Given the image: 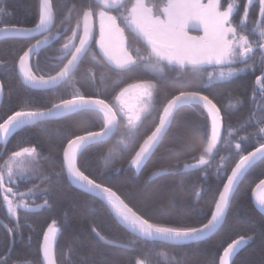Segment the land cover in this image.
<instances>
[{
    "label": "snow or ice",
    "instance_id": "obj_1",
    "mask_svg": "<svg viewBox=\"0 0 264 264\" xmlns=\"http://www.w3.org/2000/svg\"><path fill=\"white\" fill-rule=\"evenodd\" d=\"M253 5L245 0L237 23V0H74L67 18L52 0H39L33 26L0 28L19 45L9 71L22 93L16 107L0 109V208L12 221L0 225L9 237L0 264H16L21 213L57 206L66 208L69 224L81 209L97 214L84 217L79 234L88 255L73 264H115L107 259L113 249L129 256L127 264H151L145 253L152 249L192 245L203 264H236L251 236L237 235L218 251L200 245L229 227L232 202L249 174L258 167L264 173V0H255L258 18L249 33ZM192 28L202 34L191 35ZM246 71L259 75L249 114L235 127L219 97L234 96L231 107L248 102L243 85L230 86ZM4 92L0 81V97ZM52 124L60 133L55 155L42 139ZM125 161L137 173L150 163L159 169L150 179L166 181L159 187L169 192L167 205L134 203L140 188L112 181L116 163ZM38 192L42 204L33 199ZM253 196L264 240V178ZM62 231L58 219L47 224L38 245L43 260L35 264H61L53 243Z\"/></svg>",
    "mask_w": 264,
    "mask_h": 264
},
{
    "label": "trees",
    "instance_id": "obj_2",
    "mask_svg": "<svg viewBox=\"0 0 264 264\" xmlns=\"http://www.w3.org/2000/svg\"><path fill=\"white\" fill-rule=\"evenodd\" d=\"M158 0H156L157 2ZM39 0H0V27L11 26L13 24L17 26L30 27L33 26L34 20L37 18V5ZM56 10L60 13L61 17L67 18L74 0H52ZM159 2V1H158ZM245 0H237V10L233 14L235 22H239L242 15V6ZM257 6L252 7L246 26L249 33L255 25L253 20L257 19ZM59 22V21H58ZM133 42H135L133 40ZM19 47L17 43L10 38H4L0 40V81L5 84V92L3 95L0 109L3 106L16 107L19 100L22 98V93L19 91V86L15 80L13 74L9 71V66L13 57V50ZM211 71L212 69H207ZM175 75V73L173 74ZM259 75V72L246 71L237 73L231 78L230 86L235 88L237 85H243L244 87L239 91L242 92L246 102L242 107L235 105V97L228 95L226 92H221L219 102L226 111L230 113V118L235 127H239L249 114V103L252 99V90L254 86L255 77ZM256 99L259 102L258 86ZM11 89V92L8 91ZM213 91H221V89H213ZM39 95V93H37ZM28 135L35 136L34 132L27 133ZM23 135V134H21ZM60 133L55 124L49 126L47 134L42 137L44 140V150L47 152L52 150L53 155L56 153L58 137ZM240 135H244L241 132ZM18 137L14 135L11 138V143L6 146L11 148ZM172 143L165 145V148L172 147ZM108 146L104 147V152H107ZM164 148L161 149L163 154ZM227 155V153H223ZM159 155V154H158ZM164 159H167L164 156ZM100 166H103V160L100 161ZM156 167H152L151 163L145 167L142 173H137L135 170H128L127 162L125 161L123 167L119 162L115 165V171L112 173L111 179L114 183L126 182L129 185H136L140 188L134 203H148L154 204L156 207L161 205H167L169 199V192L163 187H159L166 181H161L158 177L155 178V183L150 179L153 172L158 171ZM264 178V173L258 167L254 169L244 183L240 186L237 196L232 202V206L229 213L230 225L221 234L210 238L209 240L202 242L200 248L209 249L213 251L222 250L218 246L229 242L230 239L235 238L237 235L251 236L252 239L243 246L240 251L234 257L236 264H264V240L260 236L261 225V213L252 204L250 194L253 187ZM150 185L147 186L146 185ZM215 184V180L212 181ZM71 194L70 192L68 193ZM177 207L175 208V214L181 212L179 206V198L181 193L176 192ZM41 194L38 192L36 197L37 204H42L43 199L40 198ZM61 197L58 196V199ZM203 207H208L207 198L202 204ZM64 207H54L52 209H42L35 213H21V224L24 225L23 239L17 238L13 244L12 259L16 261V264H35L37 260L41 261L40 252L38 251V245L42 241L43 230L47 227V224L52 219H58L64 225V231L57 234V238L53 243V251L57 259L61 264H73L74 261L81 259L83 256L88 255L87 240L84 235L79 234V229L86 223L85 216H96L97 214L86 209H81L74 219L69 221L64 218ZM0 220L5 224H10L12 221L6 214V210L0 208ZM255 221V223H253ZM31 224L32 228L29 229L28 225ZM1 225V224H0ZM101 227L107 228V220L102 219ZM31 236L29 243L28 237ZM76 236L77 239L73 240L70 246V239ZM9 237L6 229L0 226V255H3L8 248ZM197 246L192 245L184 250H174L171 247H157L152 249L150 253H145L146 257L151 261V264H175V259L182 261V264H203L204 256L196 251ZM76 250H79V255H76ZM175 257V259H174ZM97 260L102 259L96 257ZM107 259L115 262V264H127L129 256L117 249L111 250ZM135 257L133 258L134 262Z\"/></svg>",
    "mask_w": 264,
    "mask_h": 264
},
{
    "label": "water",
    "instance_id": "obj_3",
    "mask_svg": "<svg viewBox=\"0 0 264 264\" xmlns=\"http://www.w3.org/2000/svg\"><path fill=\"white\" fill-rule=\"evenodd\" d=\"M3 27H6V26H1L0 28H3ZM4 38H8V37L3 36V35H0V40H1V39H4ZM2 99H3V96L0 97V104H1V102H2ZM4 146H5V145H4V142L0 141V148H2V147H4ZM255 186H256V185H255ZM255 186L253 187V189L255 188ZM253 189H252V191H251L250 198H251L252 204H253L254 207L258 210V206H257V204H256V202H255V197L253 196ZM260 194H261V190H260V189H257V190H256V196H259ZM0 224L2 225V224H5V223L2 222V221L0 220ZM41 242H42V241H41ZM40 256H41V261H42V260H43L42 253H40Z\"/></svg>",
    "mask_w": 264,
    "mask_h": 264
},
{
    "label": "rangeland",
    "instance_id": "obj_4",
    "mask_svg": "<svg viewBox=\"0 0 264 264\" xmlns=\"http://www.w3.org/2000/svg\"><path fill=\"white\" fill-rule=\"evenodd\" d=\"M241 17H242V15H241ZM241 19V18H240ZM190 34L191 35H198V34H202V33H200L199 31H198V29H196V28H192V32L190 31Z\"/></svg>",
    "mask_w": 264,
    "mask_h": 264
},
{
    "label": "flooded vegetation",
    "instance_id": "obj_5",
    "mask_svg": "<svg viewBox=\"0 0 264 264\" xmlns=\"http://www.w3.org/2000/svg\"><path fill=\"white\" fill-rule=\"evenodd\" d=\"M158 1H159V0H158ZM158 1H157V2H158ZM190 31L192 32V29H191Z\"/></svg>",
    "mask_w": 264,
    "mask_h": 264
}]
</instances>
